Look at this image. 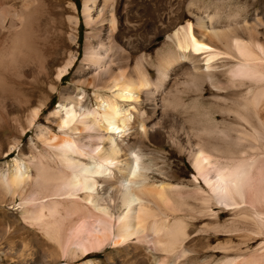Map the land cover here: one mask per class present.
<instances>
[{
    "label": "bare ground",
    "instance_id": "1",
    "mask_svg": "<svg viewBox=\"0 0 264 264\" xmlns=\"http://www.w3.org/2000/svg\"><path fill=\"white\" fill-rule=\"evenodd\" d=\"M104 2L110 6L113 0ZM96 4L85 0L83 8L89 31L71 89L81 92L75 96L66 88L51 114L53 126L45 127L36 121L45 93L55 91L48 71L64 60L55 72L60 81L75 60L67 48L79 34L74 4L0 0V96L23 99L12 112L24 118L23 136L38 129L43 148L37 151L31 141L27 156L19 143L9 150H18L23 163L0 171V207L18 201L28 229L14 224L0 235L30 242L36 264H76L108 249L107 263L85 264H264V46L251 36L262 19L222 31L218 14L194 16L196 24L185 27L161 20L144 42L138 38L143 27L119 26L106 7L95 15ZM241 30L250 37L241 38ZM162 36L153 64L142 51ZM34 60L46 73L31 87L13 81L11 69ZM149 67L156 70L154 80ZM183 79L182 88L172 91ZM205 83L225 92L217 111L201 102ZM89 91L97 108L89 106ZM187 93L195 98L186 104ZM177 113L188 117L183 121L191 135L164 127L184 126ZM1 122L0 141L16 128ZM146 142L170 144L188 157L193 178L172 184L175 177L156 168Z\"/></svg>",
    "mask_w": 264,
    "mask_h": 264
},
{
    "label": "rangeland",
    "instance_id": "2",
    "mask_svg": "<svg viewBox=\"0 0 264 264\" xmlns=\"http://www.w3.org/2000/svg\"><path fill=\"white\" fill-rule=\"evenodd\" d=\"M67 1L74 4V10L71 12V16L77 18L78 20V40L75 44L69 42L67 47L68 51L75 57V60L73 66L68 70V73L64 75L60 81H57L55 79V72L57 69L63 67L65 63L64 60L60 61V64L53 67L52 70H47L49 72H47L49 74V81L53 83L55 91L46 92V86L43 88L44 92H46L45 103L36 121L37 125L39 126H53L52 122L55 120V118L51 114L55 109L58 108L62 93L66 88L69 89V91L72 92V95L75 96L77 94H80L81 92L79 88H74L73 90L71 89L74 74L80 67L81 62L84 59L86 34L89 31L85 25L83 16L85 0ZM104 4V0H97L96 6L98 8H96L95 6V15L105 7V13L107 14V16L110 15L109 13L114 11L119 26L120 24H126L127 27H133L134 25L143 27L138 38L144 42L148 40L149 35L151 36L150 32L154 33L155 31H158L159 28H161V20H163L165 24L178 23L179 27H185L187 26L188 22L196 24V18H199V16L205 18L207 16L218 14L220 15L219 23L217 25L219 27L217 28L219 31L226 30L229 26L237 24L239 27H244L246 22L250 26L256 21L260 22L262 19L260 24L257 26V33H251V36L254 35V38L264 46V0H113V6L112 4L110 6H105ZM65 7L66 3L64 1L62 5V9L64 10V17L68 15ZM113 7L115 10L113 9ZM194 16H196V18H193ZM227 16H236V18L234 19L235 21L227 19ZM238 35L243 39H248L250 37L249 31L241 30L239 31ZM165 38L166 36L159 37L154 43H152L142 51L146 56H149L151 58L153 64L156 63L157 53L159 52V50H161ZM204 42L207 44L218 45L215 41L210 39H205ZM204 57L205 56L203 55L200 57V59H203ZM128 65L130 68L134 67V56L129 60ZM200 65L202 66V68H205L204 62H201ZM148 70L152 80L156 79V70L152 67H149ZM41 73H46V71L41 68V63L38 60H34V62H21L16 67H13L11 69V75L14 76L13 81H15L16 83H21L25 87H31L34 83H36L39 79L38 75ZM184 81L185 79H183L182 81L180 80V83L178 82L171 90L174 91L180 87L182 88L181 83H183ZM202 89V94L204 93L201 100L202 104L206 109L210 110L214 108V110L212 111H217L215 108L219 107L218 105H216L218 102V98L223 97L225 92H219L209 83L203 84ZM182 98L183 100L185 99L187 104L195 98V94L187 93L186 95H183ZM22 100L23 99L21 97L14 98L8 95L0 96V122L2 121L1 123H15L16 127L15 131L12 133L5 132L1 138L2 141H0V171L2 172L13 170L12 168H14L16 160L23 163V160H21V158L19 157L18 150H13L11 153L9 152L10 148L13 145L19 143L20 149L24 151L26 156L29 155L28 147L31 141L36 143L37 151L43 150L42 145L36 141L38 136V129L36 127L31 128L24 136L21 134L22 129L25 126L24 118L21 115L13 113L12 109L15 105L20 104ZM87 100L89 101L90 107L97 108V102L92 97V91L87 92ZM37 106L38 105L35 104L30 110L37 109ZM177 116L180 119L182 118V122H185L184 126H181L180 124H175L173 126L167 124L164 125V127H167V130L174 128L172 130H174L177 136H180L181 134H185L187 136L191 135L190 124L186 121H183L188 117H185L180 113H177ZM213 116L215 122L217 123L223 120L222 115L219 113H215L213 114ZM261 118H264V113L261 114ZM180 127H183L184 129H181ZM55 131H58V129L56 128ZM181 137L183 138V135ZM181 137L179 138L182 139ZM146 145L150 147V150H152V153L149 154V156L152 158L154 164L156 165V168H163L167 173L175 177L174 181L171 182L172 184L189 182L193 178L195 170L189 158L185 155H181L170 144L164 143L162 146H153L150 143L146 142ZM18 204L19 202L16 201L15 206L13 205L0 207V229L13 226L14 224L15 226H18V229H21L22 231H26L28 229L21 221L18 211ZM0 242V264H36V262L38 261L36 250L32 247V244L30 242L26 241V243H24L25 241H20L19 238L17 239L11 234L9 235V237L6 235H0ZM26 247H31V249L29 250V248ZM3 249H10L13 253L7 256L2 252ZM28 250L30 251V254H28L29 256H26ZM20 252L25 253V259H23L22 261L21 259L19 260L18 253ZM109 252H111L110 249H108L105 253L98 254L96 257H89L88 259L79 261L76 264H85V262H88L89 260H92L93 262L99 261L107 263V253Z\"/></svg>",
    "mask_w": 264,
    "mask_h": 264
},
{
    "label": "snow or ice",
    "instance_id": "3",
    "mask_svg": "<svg viewBox=\"0 0 264 264\" xmlns=\"http://www.w3.org/2000/svg\"><path fill=\"white\" fill-rule=\"evenodd\" d=\"M94 175L96 174V173H93Z\"/></svg>",
    "mask_w": 264,
    "mask_h": 264
}]
</instances>
